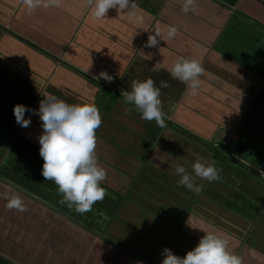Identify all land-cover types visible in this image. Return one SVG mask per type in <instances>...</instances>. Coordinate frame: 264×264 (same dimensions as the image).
<instances>
[{
	"label": "crops",
	"instance_id": "obj_1",
	"mask_svg": "<svg viewBox=\"0 0 264 264\" xmlns=\"http://www.w3.org/2000/svg\"><path fill=\"white\" fill-rule=\"evenodd\" d=\"M132 2L97 19L88 0L31 13L23 0H0V264H161L165 247L184 256L204 231L227 238L241 264H264V0H194L188 12L186 0ZM171 25L174 38L146 46ZM177 57L201 63L196 95L167 71ZM101 71L111 83L94 78ZM148 77L169 84L164 127L124 102ZM49 94L94 102L102 117L106 195L84 214L41 174L39 116L26 111L27 128L14 116V105L38 109ZM230 131L232 148L213 149ZM197 158L219 171L211 183L196 178L199 194L175 174L177 164L192 173ZM10 190L26 211L6 207Z\"/></svg>",
	"mask_w": 264,
	"mask_h": 264
},
{
	"label": "clouds",
	"instance_id": "obj_2",
	"mask_svg": "<svg viewBox=\"0 0 264 264\" xmlns=\"http://www.w3.org/2000/svg\"><path fill=\"white\" fill-rule=\"evenodd\" d=\"M26 10L31 13L44 7L58 6L56 0H23ZM97 19L107 17L109 9L117 12L135 8L132 0H88ZM194 0H186L183 10L188 12ZM136 20L143 22L142 16ZM148 36L147 47H157L160 41L174 38L177 27L171 25L167 28L166 36L159 30ZM151 57H147V60ZM161 65L155 63L153 72H159ZM173 79H177L186 86L190 95H196L200 88V76L204 69L196 59L177 57L171 68L167 69ZM111 83L113 77L106 71H101L98 77ZM169 87L165 80L159 86L153 78L133 80L131 90L122 93L124 102L132 105L140 114L141 119L155 121L157 126H165V114L162 111L161 89ZM133 109L130 108L129 111ZM38 115L41 121L42 132L38 136L40 144L39 154L43 158L41 174L45 180L53 181L58 192L62 194L61 203L74 208L77 213L84 214L92 210V206L102 201L106 189L101 186L106 179V170L98 163L96 155V130L102 124L99 108L94 102L68 103L56 95L49 94L42 98L38 109H32L24 104L14 105V116L21 127L27 128L31 123V115ZM192 173L177 164L175 174L179 176L178 186L199 194L202 186L195 181L196 178L211 183L219 179L217 167L202 158H197L192 164ZM5 194L6 207L17 211H26L24 200L20 194L10 190ZM161 264H241L240 258L229 250L227 238L215 231H204L196 246L187 251L184 256L174 254L165 247L162 252Z\"/></svg>",
	"mask_w": 264,
	"mask_h": 264
},
{
	"label": "built area",
	"instance_id": "obj_3",
	"mask_svg": "<svg viewBox=\"0 0 264 264\" xmlns=\"http://www.w3.org/2000/svg\"><path fill=\"white\" fill-rule=\"evenodd\" d=\"M235 139H236L235 133L233 131H230L224 138L213 141L212 146L216 148L223 147L230 149L232 148Z\"/></svg>",
	"mask_w": 264,
	"mask_h": 264
},
{
	"label": "rangeland",
	"instance_id": "obj_4",
	"mask_svg": "<svg viewBox=\"0 0 264 264\" xmlns=\"http://www.w3.org/2000/svg\"><path fill=\"white\" fill-rule=\"evenodd\" d=\"M213 149H217V150H220L219 148H214V147H212Z\"/></svg>",
	"mask_w": 264,
	"mask_h": 264
},
{
	"label": "trees",
	"instance_id": "obj_5",
	"mask_svg": "<svg viewBox=\"0 0 264 264\" xmlns=\"http://www.w3.org/2000/svg\"><path fill=\"white\" fill-rule=\"evenodd\" d=\"M72 218H74V217H72Z\"/></svg>",
	"mask_w": 264,
	"mask_h": 264
}]
</instances>
